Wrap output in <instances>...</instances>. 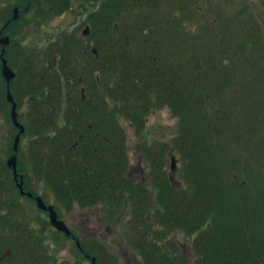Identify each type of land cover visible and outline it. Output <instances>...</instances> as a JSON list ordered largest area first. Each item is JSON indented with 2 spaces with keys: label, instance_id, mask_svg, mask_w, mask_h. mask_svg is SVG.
Here are the masks:
<instances>
[{
  "label": "trees",
  "instance_id": "16d2710c",
  "mask_svg": "<svg viewBox=\"0 0 264 264\" xmlns=\"http://www.w3.org/2000/svg\"><path fill=\"white\" fill-rule=\"evenodd\" d=\"M195 1L97 0L87 42L62 31L42 65L29 50L14 82L18 105L27 104L22 134L30 137L26 154L19 145L20 168L50 184L69 211L99 205L110 224L128 218L124 237L144 264H264V19L253 24L217 9L212 20L192 21L181 12ZM72 2L48 0L46 8L61 14ZM23 17L9 27L31 21ZM159 106L177 117L175 134L144 149L147 181H135L125 123L140 134ZM171 151L180 158L178 183L165 167ZM0 163L19 193L10 166ZM6 182L0 178V205ZM179 233L194 235L193 254ZM24 235L22 264H67L53 260L40 235ZM97 244L83 246L102 264Z\"/></svg>",
  "mask_w": 264,
  "mask_h": 264
},
{
  "label": "rangeland",
  "instance_id": "374dc122",
  "mask_svg": "<svg viewBox=\"0 0 264 264\" xmlns=\"http://www.w3.org/2000/svg\"><path fill=\"white\" fill-rule=\"evenodd\" d=\"M9 2L10 1L8 0H0V29L2 28V24L6 21V19H8L10 16L12 17V15L14 14L13 8L15 6H18L15 5L13 7L12 6L13 4L10 5ZM23 2H25V0H20L19 1L20 5ZM80 2L83 1L80 0ZM97 3H98L97 0H88L87 2L88 9L97 8L98 7ZM26 6L27 5H25V7ZM77 6L78 4H75L69 10L66 9L61 14H54V15L47 11L46 6L44 7V9L38 10L37 13L35 11V8L37 7L29 8L28 10L30 11L28 13L26 12L25 16L23 17L24 18L23 22L27 20H31L28 22L29 24L25 23V25L22 26L17 25L18 28L16 25L10 27L8 26L3 30V33L5 35H9L10 38L12 37L11 34L14 35L11 38L12 41L7 46L8 47L14 46L16 42L20 41V43H22L20 49L27 50V52H22V54L27 55L29 50L31 51L34 50V57H35L34 60L35 61L37 60L40 63H42L44 60V56H43L44 50L49 48L50 44L56 41L57 38H59L60 33L62 31H66V32L74 31L76 32V34L83 36L84 33L81 34V31L85 28L84 24H90V23L86 20V14L84 13L80 14V10L78 9ZM19 7L21 8L22 11L25 8L21 6ZM217 9L221 10L222 16L224 13L226 15H229L232 12L235 14H240L242 16L246 15L248 22L255 23L257 20L261 22L262 20L259 18V16L264 19V0H196L193 6H191V8L188 11L185 12L182 11L181 15L187 18L186 13L190 12L193 14L194 17L192 21L204 20L205 18L208 20H212L213 13ZM84 20L85 23H83ZM187 20L190 22L189 19ZM87 37H88L87 35L83 36L84 38L83 40L85 42H87L88 39ZM4 79L6 81H4ZM2 80L4 81V84H6V82L8 81L6 77L4 78L2 77ZM14 82L15 81L10 80V84L12 83L11 87L14 89L15 93H17L16 92L17 89L19 90L20 88L15 87ZM15 84H17V82H15ZM82 88H81V92H82ZM19 101L21 102L19 105L20 109H22L23 111L26 110V106H21L25 102V100H23V102L21 100ZM4 106L6 109L0 108V119L2 121V125L0 124V126L2 127L0 133V162L6 160V157L8 155L6 142L8 140L10 141V138L12 137V135H14V133L15 136L17 134L16 129L14 130L12 126H11L12 128L10 127V125L12 124L9 123L11 117L8 116L6 113L7 110L9 109V105L5 102ZM3 110H5V112H3ZM20 113H22V111ZM18 117L19 120L24 124V121L22 120L20 115H18ZM177 121H178L177 117L172 113V111L167 106H162V107L159 106L151 110V112L148 115L147 125L145 126L146 128L140 134L136 133L134 128L130 126L128 123H125L126 126L125 128L128 134L130 168H131V172L136 176L135 181H142V180L144 182L147 181V178L145 179L144 176L148 177L149 168H147V165L150 159L148 155H145L146 152L144 151V149L146 147L156 148V146H158L156 144L161 143L162 141L170 142L171 138L175 134V126L177 125ZM29 141H30V137H27V135L23 136V134L21 135V140L18 143H20V146H22V155L26 154V148L29 149L28 148ZM176 154H175V158L177 160L178 165L175 175L173 177L179 178L178 169L180 164V158L179 156H177L178 154L177 155ZM22 161L24 163V166L30 163V160H28V158L25 159L23 158ZM19 163L20 162H19V150H18V173L23 174L24 178L26 177L33 178L35 181V185L38 188L37 194L39 195L42 194L41 196H43L45 200L47 199L48 201L53 202L54 204L59 203L58 205L59 207L57 208L59 209L60 213H63L62 215L67 219V221L74 226V233L78 234L79 237L84 239L91 237L96 239L97 242H94V240L93 242L94 244L98 243L97 244L98 248L102 247L99 245L100 243L103 244L106 255L104 258L103 256L99 255V263H101L100 262L101 259L102 264H113L112 262H110L111 255L109 254V252H111L113 255L116 256L115 264H144V262L140 260V255L137 254L136 250H133L132 246L129 244L126 237H124V229H125L124 223H125V219L128 218H124V220L122 219L119 222H116V224H110V222H108L106 219L103 218L105 214L102 211V207L98 205L97 206L80 205L81 207L79 208V204H76L73 207V209L69 211V209L65 205H62L59 202V200L56 199L54 193H52V187L50 184L48 186V184L45 183L41 178L33 177L30 170H28L29 174H24L25 172L21 170ZM2 164L4 163H0V178H3L7 181L4 184L5 188H7L5 189L6 191L3 192L4 199L6 200L17 199L18 197H20V194L18 193V191L10 189L12 187L9 180L10 175L9 172L4 169ZM170 165H171V156L170 154H168L167 166L165 167H167L169 174L171 170ZM11 171L13 175L12 168ZM7 190L11 191V194H9ZM23 201L25 203L23 204L21 202L20 205L22 206V210H20L19 213L25 217H28V219H32L30 223L35 222L33 224V229L34 232L37 233L36 235H39V233L43 235L45 234V236H43L45 240L44 245H46V249L47 248L49 249V253L53 254L54 257H56V259L53 258L51 259L55 260L57 263L60 261L61 262L65 261L67 262V264L69 263L92 264V258L90 257V255L88 256L85 253L84 254L81 253L74 245L75 243H73V240H71L64 234H57L55 232L53 227L54 225L52 226L50 221L45 216V214H43L39 209H37L38 206L35 205L34 201H31L27 198H23ZM0 218L2 217L0 216ZM37 222L39 225L37 224ZM43 223H45L46 225ZM48 223L49 226L47 225ZM172 235L174 236L175 234L172 233ZM179 235H181L180 238L184 236L182 239V243L185 251L186 252L191 251L190 253L189 252L188 253L193 254V250L191 248L192 247L191 240L194 235L188 236L187 234H182V233H179ZM7 242H10V239H8ZM105 243L108 249L105 246ZM95 264L98 263L95 262Z\"/></svg>",
  "mask_w": 264,
  "mask_h": 264
},
{
  "label": "flooded vegetation",
  "instance_id": "af4514ba",
  "mask_svg": "<svg viewBox=\"0 0 264 264\" xmlns=\"http://www.w3.org/2000/svg\"><path fill=\"white\" fill-rule=\"evenodd\" d=\"M10 1L9 4H13L12 6L14 7L15 5H18V6H21V7H25V5H27V2L29 1H25L23 3H19L20 0H8ZM34 1V0H33ZM32 1V2H33ZM45 4H48V0H35L33 3H31L30 7L33 5V6H45ZM30 10L28 11H23L20 16L22 14H24L25 16V13L29 12ZM19 16V17H20ZM11 17V16H10ZM9 17V18H10ZM8 18V19H9ZM7 19V20H8ZM5 23V22H4ZM83 36H86L83 34ZM12 38V37H11ZM20 39V38H19ZM12 41V39H11ZM10 41V42H11ZM10 44V43H9ZM22 43H20V41L16 42L14 44V46H11V47H6L5 49V52H4V56L5 58H7V61H8V64L11 66V68L13 70H15L16 72V77L12 78L11 81H15L17 82V84H19V79H18V76H21L22 72H21V69H25V65L22 63V56L23 58L26 57L25 54H22L20 53V46H21ZM44 50V49H43ZM1 51H2V44L0 42V108H3V109H6L5 108V100H7V82L6 84H4V81H6L4 79V81L2 80V77L4 78L3 74H2V67H3V58H2V55H1ZM43 52V51H42ZM44 61V60H43ZM38 65H42V63H40L39 61H35ZM36 63H32V65L30 67H28L29 70H33V69H36ZM55 63H57V61H55ZM20 73V74H19ZM18 74V75H17ZM2 76V77H1ZM12 84V83H11ZM11 84H10V88H11V91L14 95V98L17 100L16 97L19 96V93H15L14 89L11 87ZM18 101V100H17ZM16 101V102H17ZM19 106V105H18ZM21 106H27L26 104V101L21 105ZM10 107H11V104H10ZM27 108V107H26ZM11 109V108H10ZM22 111V113H24L26 110H22L20 109V107L18 108V115H21L22 113H20ZM3 112H5V110H3ZM11 116V115H10ZM19 119V117H18ZM11 120L12 117H11ZM13 122V121H12ZM0 124L2 125V121L0 119ZM12 125H10L11 127ZM13 129L15 130L16 129V132H19V127L17 125H15L13 123ZM11 127V128H12ZM1 129L2 127L0 126V133H1ZM13 143H14V139H15V133L13 135ZM13 143L10 144V141H7L6 142V148H7V157L14 152V149H13ZM4 147V146H3ZM7 157H6V160H7ZM13 178L15 179L14 175H13ZM18 180H20V178H18ZM15 183H16V186L19 190V193H20V197L18 199H12V200H6L4 199L1 203V207H0V212L2 213L1 214V220H2V223H1V228L4 230V233H2L0 231V264H22L25 260H27L29 258L28 254H25L24 252L27 250V246L29 244V240L27 239V236L24 235V234H29V236H32V235H35L37 233L34 232V229H33V223H30V221H32V219H28V217H25V216H19V213L16 214L17 211H20L22 210V206L20 205L21 202L24 204L25 202L23 201V198H27L31 201H34L35 205L37 206V203H36V199H35V195H37L38 192H33L32 189H35L36 185H35V181L33 178L31 179H28L26 180V178H24V183H23V187L24 189H26L27 191L28 190H31V192H33L32 196L30 195H27V193H22L21 192V189L20 187L18 186V182L17 180L15 179ZM31 187H34V188H31ZM6 191V190H4ZM7 192L9 194H11V191L7 190ZM41 193V192H40ZM42 195V194H41ZM43 197V196H42ZM44 199V197H43ZM44 201L47 203V204H53L55 206V204L53 202H50L48 200H45ZM12 205V206H11ZM20 205V206H19ZM99 206V205H98ZM81 206L79 205V208ZM56 208V207H55ZM39 209L43 214H45V216L47 217L48 220H50V217H49V212L48 210H44L42 208H37ZM57 211H58V215H59V218L63 219L67 224L68 226L73 230V233H74V226L72 224H70L67 219L62 215L63 213H60L58 208H56ZM8 215L10 214V216L12 215L11 218H6L5 216H2V215ZM19 216V217H18ZM63 216V217H62ZM23 219L24 222H19L17 221L18 219ZM51 223V222H50ZM38 224V222H37ZM45 224V223H43ZM39 225V224H38ZM46 225V224H45ZM49 226V223L47 224ZM53 226V224H51ZM54 227V230L57 234H64L66 235L68 238H70L71 240L74 241V243L76 242L75 239L69 235H67L64 231H60L58 230L57 228ZM29 229V233H27ZM15 231H17V233H15ZM23 233V234H22ZM76 234V233H75ZM39 235L41 236V238L44 239L43 236H45V234H40ZM78 235V234H77ZM79 236V235H78ZM21 237H23L21 239ZM10 239V242H7V240ZM50 239V238H48ZM83 239V241L87 238H81ZM89 239V242H92L94 240V242H97L96 239L94 238H88ZM101 241V240H100ZM99 241V242H100ZM12 242V243H11ZM45 242V240H44ZM89 242H86V243H89ZM84 247V246H83ZM83 254L85 253H94L92 251H87L86 249L85 250H82L81 251ZM97 260V259H96Z\"/></svg>",
  "mask_w": 264,
  "mask_h": 264
},
{
  "label": "water",
  "instance_id": "95a60500",
  "mask_svg": "<svg viewBox=\"0 0 264 264\" xmlns=\"http://www.w3.org/2000/svg\"><path fill=\"white\" fill-rule=\"evenodd\" d=\"M29 9V5H27L23 11H27ZM14 14L12 15V17L10 19H8L2 26V28L0 29V42L2 44V51H1V55L3 58V67H2V73L4 75V77H6V79L8 80V85H7V98L8 100H10L12 102V119L15 125H17L19 127V132H17L15 139H14V143H13V149L14 152L11 153V155L8 157L7 159V164L12 168L13 170V175L15 177V179L18 182V186L21 189L22 193H27L28 195H33L31 191H26L23 187V183H24V176L23 174H19L18 173V149H19V143L21 140V134L22 132L25 131V125L18 119V114H17V102H15L13 93L11 91L10 88V80L14 77L15 72L12 70V68L8 65L7 59L4 57V52L6 49V45L10 43L11 38L9 35H5L3 33V30L8 26L9 22L11 19H17L20 14L23 12L21 10V8L19 6H15L13 8ZM84 34H88L90 32V27L89 24L85 26L84 30H83ZM94 52L97 53V49L94 48L93 49ZM170 180L173 183H178L176 181V178H174L173 176L175 175L176 169H177V160L175 158V156H171V165H170ZM18 178H20V180H18ZM35 199L37 202V206L39 208H42L44 210H48V214L50 217V221L51 224H53L58 230L60 231H64L67 235L75 238L77 244L80 246V240L79 237L77 235H75L72 232V229L68 226V224L61 218H59L58 212L56 211L55 207L53 204H47L43 197L41 196V194H37L35 195ZM88 256L90 255V257L92 258V264H95L96 262V256L95 255H91L89 253H86Z\"/></svg>",
  "mask_w": 264,
  "mask_h": 264
},
{
  "label": "bare ground",
  "instance_id": "6f19581e",
  "mask_svg": "<svg viewBox=\"0 0 264 264\" xmlns=\"http://www.w3.org/2000/svg\"><path fill=\"white\" fill-rule=\"evenodd\" d=\"M26 2L28 1V0H25ZM33 0H29L28 2H27V5H29V8H31L30 7V5H31V3H33L32 2ZM83 2H85L84 0H82ZM79 1H77V0H75V1H73L72 3H73V6L75 5V4H78V9L80 10V8H82V4H81V2L80 3H78ZM98 4V5H97ZM96 5L98 6L97 8H91V9H88V6L86 5V7H83V10L82 11H80V14H86V19H87V17H88V15H89V13H90V11H95V10H98L99 9V6H100V4L99 3H97ZM46 5H48V4H45V6ZM33 6V5H32ZM226 11V10H225ZM213 18H214V16H213ZM11 20H15V19H11ZM34 23V22H33ZM83 23H85V20H84V22ZM253 23V22H252ZM4 24V23H3ZM3 24H2V26H3ZM29 24V23H28ZM254 24V23H253ZM85 26L86 25H88V24H84ZM84 26V27H85ZM7 28V27H6ZM84 30V29H83ZM83 30L81 31V34H83L84 32H83ZM90 35V33H88L87 34V36H89ZM91 50L93 51V53L96 55V57L97 56H99V48L97 47V45H96V43L94 44L93 42H91ZM94 48H96L97 49V53L96 52H94ZM7 59V58H6ZM8 62V61H7ZM9 65V64H8ZM10 66V65H9ZM11 67V66H10ZM13 70V69H12ZM14 72H15V70H13ZM3 74V73H2ZM20 74V73H19ZM18 75V74H17ZM14 77H16V72H15V75H14ZM13 77V78H14ZM83 88V90L84 91H86V88L84 87V86H82ZM14 96V95H13ZM15 99V98H14ZM6 101V100H5ZM17 100L15 99V102H16ZM6 103L9 105V109L7 110V115L8 116H10V117H12V102L10 101V100H8V98H7V101H6ZM10 104H11V107H10ZM11 108V109H10ZM18 108H19V106H18V102H17V107H16V110H17V114H18ZM11 121V120H10ZM9 121V123H14V122H10ZM11 124V125H12ZM13 126V125H12ZM170 154V156H175V153H173V152H170L169 153ZM49 219V218H48ZM47 220V219H46ZM50 221V220H49ZM1 223H2V220H1ZM0 231H3L4 232V230L1 228V224H0ZM75 239V238H74ZM79 240H80V246L77 244V242H75V244L74 245H76L77 246V248H78V250L81 252L82 250H85V248L83 247V243H86V242H89V239L87 238V239H85L84 241H83V239H81V237H79ZM76 241V240H75ZM73 243H74V241H73ZM86 244H91V242H89V243H86ZM93 252V251H92ZM82 253V252H81ZM91 255H95L96 256V259H97V256H98V254L96 253V252H94V253H91Z\"/></svg>",
  "mask_w": 264,
  "mask_h": 264
}]
</instances>
